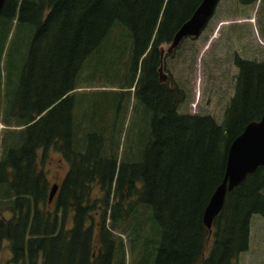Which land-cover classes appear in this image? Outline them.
Returning a JSON list of instances; mask_svg holds the SVG:
<instances>
[{
  "label": "trees",
  "instance_id": "16d2710c",
  "mask_svg": "<svg viewBox=\"0 0 264 264\" xmlns=\"http://www.w3.org/2000/svg\"><path fill=\"white\" fill-rule=\"evenodd\" d=\"M201 1L6 0L0 63L12 57L16 80L0 90V247L14 264H126L127 254L129 264H233L248 251L251 220L264 219V167L227 193L211 231L203 215L230 145L264 113V62L234 56L220 125L179 114L183 93L159 82L160 47ZM98 79L113 87L89 90ZM130 99L147 129L122 150ZM51 151L69 169L49 203ZM93 213L100 226L87 228Z\"/></svg>",
  "mask_w": 264,
  "mask_h": 264
},
{
  "label": "rangeland",
  "instance_id": "374dc122",
  "mask_svg": "<svg viewBox=\"0 0 264 264\" xmlns=\"http://www.w3.org/2000/svg\"><path fill=\"white\" fill-rule=\"evenodd\" d=\"M10 42L9 36L7 45L5 44L7 50ZM235 55L246 60L264 62V2L257 1L250 7H243L237 0H220L203 33L197 39H185L173 54L164 59V73L184 95V100L178 108L179 114L210 116L218 125L222 123L224 110L233 96L238 74L233 64ZM6 60L7 58L2 59L0 63V90L3 93H8L9 85L12 83L13 88L16 80L15 78L11 83L8 81L13 72L12 57ZM89 86L91 91L100 90L103 86H106V89L113 87L109 84L103 85L100 79ZM83 89L79 91H88L84 86ZM122 102L126 106L125 99ZM134 103V100L130 99L125 115L121 136L122 150L147 126L145 118L140 115L135 117L132 113ZM0 125L1 139L5 131L2 129L1 120ZM43 168L51 185H54L64 179L69 166L57 152L51 151ZM5 218L9 219L10 216L5 215ZM100 219L99 215L93 213V222L88 221L87 228L92 224L94 227L100 226ZM109 224L107 221L106 226ZM67 229H72V223L68 224ZM120 238L124 247L126 246L127 254L128 238ZM125 262L129 264L128 254ZM0 264H14L6 244L0 250ZM144 264H149V260ZM233 264H264V219L254 217L251 220L249 249Z\"/></svg>",
  "mask_w": 264,
  "mask_h": 264
},
{
  "label": "water",
  "instance_id": "95a60500",
  "mask_svg": "<svg viewBox=\"0 0 264 264\" xmlns=\"http://www.w3.org/2000/svg\"><path fill=\"white\" fill-rule=\"evenodd\" d=\"M5 2L6 0H0V14ZM219 2L220 0H202L189 20L175 33L172 42L160 47V83L168 82L163 67L165 56L173 54L185 39H197L200 36L212 19ZM260 167H264V113L259 121L249 123L229 147L224 178L215 189L203 215V224L208 231L212 230L214 220L220 215L227 193L232 192ZM56 192L57 185H54L49 194V203Z\"/></svg>",
  "mask_w": 264,
  "mask_h": 264
},
{
  "label": "flooded vegetation",
  "instance_id": "af4514ba",
  "mask_svg": "<svg viewBox=\"0 0 264 264\" xmlns=\"http://www.w3.org/2000/svg\"><path fill=\"white\" fill-rule=\"evenodd\" d=\"M8 245V247H9V244L8 243H2V245H1V247H0V250H1V248L3 247V245ZM10 251V250H9ZM11 253V252H10ZM12 256V255H11ZM13 257V256H12Z\"/></svg>",
  "mask_w": 264,
  "mask_h": 264
},
{
  "label": "built area",
  "instance_id": "2783aa9c",
  "mask_svg": "<svg viewBox=\"0 0 264 264\" xmlns=\"http://www.w3.org/2000/svg\"><path fill=\"white\" fill-rule=\"evenodd\" d=\"M1 126V125H0ZM2 128H3V126H2Z\"/></svg>",
  "mask_w": 264,
  "mask_h": 264
}]
</instances>
